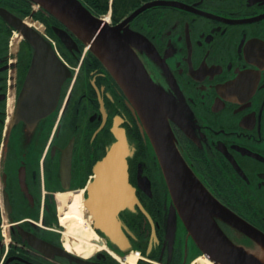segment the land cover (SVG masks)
<instances>
[{"label":"flooded vegetation","instance_id":"flooded-vegetation-1","mask_svg":"<svg viewBox=\"0 0 264 264\" xmlns=\"http://www.w3.org/2000/svg\"><path fill=\"white\" fill-rule=\"evenodd\" d=\"M146 1L116 20L111 14L109 24ZM171 1L141 10L120 30L132 35L130 55L143 66L140 80L127 85L68 30L76 47L67 48L54 29L64 25L39 5L0 0V264H130L127 251L92 228L85 209L96 243L69 235L60 221L59 196L83 203L115 119L132 147L128 180L139 203L119 217L131 249L150 260L134 264H207L198 259L211 256L205 242L214 228L186 225L152 138L167 145V167L180 156L211 196L262 236L208 215L230 245L264 264V0ZM14 26L54 43L72 70L54 112L34 131L12 124L33 55ZM152 99L162 123L150 134L140 100Z\"/></svg>","mask_w":264,"mask_h":264},{"label":"water","instance_id":"water-1","mask_svg":"<svg viewBox=\"0 0 264 264\" xmlns=\"http://www.w3.org/2000/svg\"><path fill=\"white\" fill-rule=\"evenodd\" d=\"M31 1L37 3L64 25L65 28L55 27L54 29L67 48L76 47V41L67 32L68 30L83 45L88 46V49L114 78L127 85H131V79H139V69H143V66L139 63V67L135 63L137 59L130 55L131 49L128 41L132 35L125 33L124 38L120 30L127 29L129 21L145 8L157 5H176V2L171 0L147 1L128 14L121 22L110 25L94 14L81 0ZM14 27L29 40L33 47V55L17 99L12 124L20 122L27 130L34 131L41 127L54 112L64 81L72 77V72L55 54L52 45L42 40L36 31ZM144 86L146 87V83ZM140 102L145 112L144 117L141 116L142 121L150 134L155 133L154 128L159 126L161 129L162 123L161 117L155 113V99L140 100ZM119 120L115 119L112 126L114 139L93 167V178L87 185L88 195L83 200V207L92 221L93 228L103 233L112 246L126 251L130 249L131 244L125 231L128 233L130 231L120 219L119 212L124 209L134 210V205L139 203L134 187L128 180L127 158L132 152V147L124 129L119 126ZM151 140L154 141L153 145L160 154H158V159L164 169L175 205L180 212L182 209L188 215L187 218L182 216L186 225L197 229L206 226L214 228L211 242H205L210 249L211 256L209 254L208 256L222 264L258 263L257 257L244 253L242 247L230 245L232 243L208 215L213 212L240 230H252L255 237L262 238V236L236 215L231 214L211 196L180 156L177 155L175 161L174 158H170L171 164L167 167V157L163 156V149L167 145L157 146L155 140L153 138ZM169 151L172 153L171 147ZM70 154H68V159H70ZM142 211L146 214L144 209Z\"/></svg>","mask_w":264,"mask_h":264},{"label":"bare ground","instance_id":"bare-ground-1","mask_svg":"<svg viewBox=\"0 0 264 264\" xmlns=\"http://www.w3.org/2000/svg\"><path fill=\"white\" fill-rule=\"evenodd\" d=\"M60 200L63 202V207L60 211V221L63 225L66 226V233L69 235L77 232L83 234V236L87 239H91L93 242L96 243V237L93 236L94 232L90 227V222L88 219L84 218V207L83 203L80 201L77 195L72 196H59ZM89 239V240H90ZM136 252H130L127 255L128 262L130 264H134L135 260L137 259ZM199 262H203V260L198 259ZM207 264H210L206 261Z\"/></svg>","mask_w":264,"mask_h":264},{"label":"trees","instance_id":"trees-1","mask_svg":"<svg viewBox=\"0 0 264 264\" xmlns=\"http://www.w3.org/2000/svg\"><path fill=\"white\" fill-rule=\"evenodd\" d=\"M95 14H103L107 11L110 4L109 0H82ZM137 0H112V17L124 15L134 5Z\"/></svg>","mask_w":264,"mask_h":264},{"label":"rangeland","instance_id":"rangeland-1","mask_svg":"<svg viewBox=\"0 0 264 264\" xmlns=\"http://www.w3.org/2000/svg\"><path fill=\"white\" fill-rule=\"evenodd\" d=\"M194 255H196V253L195 254H193L191 257H193ZM188 261V260H187Z\"/></svg>","mask_w":264,"mask_h":264}]
</instances>
